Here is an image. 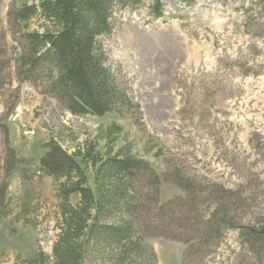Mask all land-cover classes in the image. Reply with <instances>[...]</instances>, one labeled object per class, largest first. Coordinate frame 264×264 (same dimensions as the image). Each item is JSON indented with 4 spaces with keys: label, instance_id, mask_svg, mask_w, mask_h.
Segmentation results:
<instances>
[{
    "label": "rangeland",
    "instance_id": "obj_1",
    "mask_svg": "<svg viewBox=\"0 0 264 264\" xmlns=\"http://www.w3.org/2000/svg\"><path fill=\"white\" fill-rule=\"evenodd\" d=\"M32 1L0 0V264L51 253L60 181L40 169L48 142L68 152L85 143L99 155L127 150L159 177L156 208L185 197L179 182L196 189L200 214L207 215L221 184L234 191L239 218L264 217V9L258 0H160L161 16L153 0L115 8L113 29L99 40L139 110L131 105L102 116L67 111L50 91L45 66L30 81L17 75L14 36L39 31L40 23L18 24L9 13ZM84 169L91 185L92 169ZM141 189L148 192L149 182ZM77 201L71 196L72 205ZM168 233L142 226L146 251L138 264H151L148 250L157 264H183L187 245ZM214 242L184 264H264V248L260 260L243 251L237 228ZM86 264L112 261L90 257Z\"/></svg>",
    "mask_w": 264,
    "mask_h": 264
},
{
    "label": "trees",
    "instance_id": "obj_2",
    "mask_svg": "<svg viewBox=\"0 0 264 264\" xmlns=\"http://www.w3.org/2000/svg\"><path fill=\"white\" fill-rule=\"evenodd\" d=\"M131 1L139 0H34L11 10L9 18L18 24L30 19L40 23L39 31L14 36L17 75L30 81L39 66H45L53 97L74 115L122 113L131 105L139 110L107 64L99 40L113 29V10ZM153 2L155 16H161L160 0ZM257 5L264 9V0H258ZM45 148L39 158L40 169L60 181L56 190L59 232L50 255L39 251L22 264H86L90 257H110L112 264H138L146 251L140 246L142 226H155L169 232L166 237L185 243L183 264L200 250L208 251L225 229L233 228L239 231L242 250L260 260L264 217L244 220L234 214L237 198L232 189L215 185L218 191L211 194L215 204L207 215H201L196 189L177 182L185 197L156 208L160 179L127 150L107 148L99 155L85 143L68 152L54 142L46 143ZM87 166L93 173L91 185L84 169ZM145 181L152 192L143 193ZM73 195L78 196L75 205L70 203ZM148 252L151 264H157L155 253Z\"/></svg>",
    "mask_w": 264,
    "mask_h": 264
}]
</instances>
